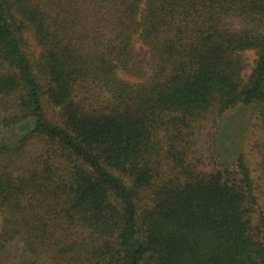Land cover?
Wrapping results in <instances>:
<instances>
[{"label": "trees", "instance_id": "16d2710c", "mask_svg": "<svg viewBox=\"0 0 264 264\" xmlns=\"http://www.w3.org/2000/svg\"><path fill=\"white\" fill-rule=\"evenodd\" d=\"M237 106L264 109V0H0V264H264L244 155L186 161Z\"/></svg>", "mask_w": 264, "mask_h": 264}, {"label": "rangeland", "instance_id": "374dc122", "mask_svg": "<svg viewBox=\"0 0 264 264\" xmlns=\"http://www.w3.org/2000/svg\"><path fill=\"white\" fill-rule=\"evenodd\" d=\"M140 48V44L136 46ZM248 64L246 74L251 71L255 55L245 53ZM123 79L134 80L120 72ZM47 118L56 120L55 110H47ZM185 144L186 161L196 166V170L236 168L239 154L244 155L253 182L256 202L250 207L248 220L250 232L256 235L257 228L264 218V109L260 107L237 106L221 115H207L196 122ZM161 135L164 136V133ZM168 170V166H164ZM150 203L144 194L138 202L139 213Z\"/></svg>", "mask_w": 264, "mask_h": 264}]
</instances>
